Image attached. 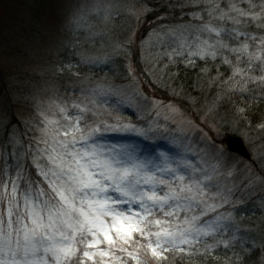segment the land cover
Wrapping results in <instances>:
<instances>
[{"label":"snow or ice","instance_id":"obj_1","mask_svg":"<svg viewBox=\"0 0 264 264\" xmlns=\"http://www.w3.org/2000/svg\"><path fill=\"white\" fill-rule=\"evenodd\" d=\"M254 7L249 4L245 11L235 4H212L209 22L199 29L207 36L197 37L189 55L204 61L220 55L233 76L264 82V36L227 26L248 18L264 28V4L258 13ZM79 23L75 15L69 21L73 28ZM90 95L99 99L108 93L93 90ZM71 108L76 111L57 103L55 112L38 114L39 136L26 154L40 179H29L22 191L19 171L15 179H0V204L6 201V212L0 209V264H127L125 257L149 264L141 260V250L162 264L171 259L165 253L197 254V245H205L207 252L215 246L209 241L227 235L231 213L218 211L226 197L211 182L212 173L179 151L169 155L166 144H156L163 132L155 124H90L87 104L73 102ZM129 131L146 143L107 150L99 143L106 133ZM164 139L180 147L176 138ZM213 149L214 173L227 157L215 144Z\"/></svg>","mask_w":264,"mask_h":264},{"label":"rangeland","instance_id":"obj_2","mask_svg":"<svg viewBox=\"0 0 264 264\" xmlns=\"http://www.w3.org/2000/svg\"><path fill=\"white\" fill-rule=\"evenodd\" d=\"M188 1L185 7L193 11H189V22L151 30L143 38L142 19L148 8L141 0H0V166L5 167V176L15 177L17 171L23 175L28 166H33L26 153L39 136L40 112L51 114L60 103L72 113L76 109L71 104L83 102L92 109L90 124H155L163 132L154 141L156 144H166L172 149L169 155L179 151L189 163L212 173L211 182L226 197L224 207L218 211L231 213L227 235L221 239H239L229 233L238 214L247 216L248 210H254L264 218V141L237 119L222 115L216 102L179 89L171 80L172 61L190 60L193 56L189 52L198 42L197 37L206 38L207 34L199 29L209 22L211 5L219 3L223 8V0ZM74 15L80 23L73 28L69 21ZM227 26L235 27L230 23ZM79 34L86 36L82 40L74 38ZM96 40L102 43L101 48L85 47ZM67 55L71 59L65 58ZM111 56L127 60L119 74L125 76L115 83L117 87L104 84V79L99 82L82 76L85 67L103 66ZM93 90L108 95L95 99L90 95ZM111 105L114 109H108ZM164 136L176 138L180 147ZM230 136L243 139L252 162L227 153L225 141ZM99 143L107 150L146 142L129 131L106 133ZM214 144L230 160L225 158L213 173L217 163L213 159ZM0 179H4L1 173ZM39 179L37 176L32 180ZM3 210L6 212V206ZM180 215L183 218L184 214ZM196 247L204 252L200 245ZM149 254L141 250V260Z\"/></svg>","mask_w":264,"mask_h":264},{"label":"trees","instance_id":"obj_3","mask_svg":"<svg viewBox=\"0 0 264 264\" xmlns=\"http://www.w3.org/2000/svg\"><path fill=\"white\" fill-rule=\"evenodd\" d=\"M141 1L148 8V12L142 19L143 38L151 30H158L167 26L177 27L191 20L189 16L193 11L185 7V4L189 3L188 0ZM232 1L233 3H229L223 0L221 3L223 7L227 4H235L245 11H248V6L251 4L255 6L252 11L257 13L260 11V6L264 4V0ZM257 24H259V21H249L248 18H243V22L235 25L234 29L242 30L251 36H264V28L257 27ZM85 36L84 34H79V36L74 38L82 40ZM255 43L259 45V40ZM249 44L251 46L252 42L249 41ZM85 47L97 50L102 47V43L96 40L93 44ZM65 58L71 59L69 55L65 56ZM134 58L137 63L138 59L135 55ZM106 60L107 64L103 66L92 68L89 65L85 67L84 71H82V76H88L89 80L99 82L104 79L105 82L102 81L104 84H111L114 88L116 86L115 83L121 82V78L125 76L119 74L124 69V62L127 60L119 56H111ZM172 62L170 75L172 76L173 85L191 94H201L203 98L216 102L222 115L237 119L241 126L257 134L264 141V82L257 81L253 83L239 76H233L232 68L222 63L220 55L217 56L216 60L204 61L193 56L190 60L185 61L182 58H176ZM239 64L242 68L246 67L243 61H240ZM249 75H259V73L252 72ZM126 82L124 81V83ZM111 106H108V109H114L115 106ZM227 153L232 155L229 152ZM0 167L1 177L7 179L3 172H6L5 167L3 165ZM22 177V180L17 181L20 189L24 188L26 180H32L37 177L35 168L28 166ZM11 178L15 179V177ZM236 196L238 194L233 197L237 198ZM2 206L4 209L6 206L5 201ZM253 211L248 210L247 216L238 214V218L235 219V224L231 226L229 233L233 237L236 235L239 239L231 240L227 248L223 246L224 238H220L216 242L209 241V243H214L215 245L210 248L213 251L208 249L207 252L199 251L197 254L185 252L165 253V255L171 256V259L163 261L162 264H261L262 254H264V218ZM200 247L205 248V245H200ZM143 260H148L149 264H156L155 259L150 254L148 257H144ZM128 264H135V262L129 260Z\"/></svg>","mask_w":264,"mask_h":264},{"label":"water","instance_id":"obj_4","mask_svg":"<svg viewBox=\"0 0 264 264\" xmlns=\"http://www.w3.org/2000/svg\"><path fill=\"white\" fill-rule=\"evenodd\" d=\"M225 148L228 152L235 154L248 162L253 161L251 153L249 152L243 139L240 137H228L225 141Z\"/></svg>","mask_w":264,"mask_h":264}]
</instances>
